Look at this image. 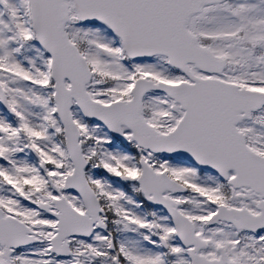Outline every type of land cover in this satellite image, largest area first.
Masks as SVG:
<instances>
[{
	"label": "snow or ice",
	"instance_id": "6c2138e0",
	"mask_svg": "<svg viewBox=\"0 0 264 264\" xmlns=\"http://www.w3.org/2000/svg\"><path fill=\"white\" fill-rule=\"evenodd\" d=\"M0 264H264V0H0Z\"/></svg>",
	"mask_w": 264,
	"mask_h": 264
}]
</instances>
